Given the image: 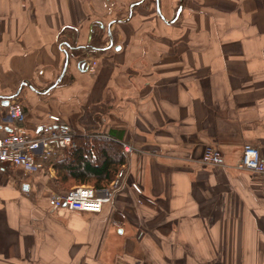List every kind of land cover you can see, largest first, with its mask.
Masks as SVG:
<instances>
[{
  "label": "crops",
  "instance_id": "1",
  "mask_svg": "<svg viewBox=\"0 0 264 264\" xmlns=\"http://www.w3.org/2000/svg\"><path fill=\"white\" fill-rule=\"evenodd\" d=\"M139 1L0 0V95L53 85L62 43L95 46L93 29ZM146 1L156 7L145 0L112 28H127L113 34L120 50L71 51L64 83L15 99L29 134L54 115L74 135L131 147L123 187L101 213L71 212L50 201L61 194L53 168L0 165V264H264V179L236 168L247 144L264 160V0H185L201 7L172 24L155 9L161 29L131 28ZM177 2L160 0L166 20ZM95 106L98 127L86 130L80 118ZM11 127L0 100V136ZM208 146L224 167L201 164Z\"/></svg>",
  "mask_w": 264,
  "mask_h": 264
},
{
  "label": "built area",
  "instance_id": "2",
  "mask_svg": "<svg viewBox=\"0 0 264 264\" xmlns=\"http://www.w3.org/2000/svg\"><path fill=\"white\" fill-rule=\"evenodd\" d=\"M97 61L88 62L86 68L95 72ZM8 118L12 124L8 134L0 136V165L21 169L25 173L36 174L62 156L65 149L73 146V133L63 124L58 116L49 115L48 121L42 124L34 134L26 132V114L24 107L16 100L7 107ZM125 153L131 147L124 145ZM225 156L212 146L205 149L201 164L210 167H224ZM239 171L256 174L264 179V160L257 147L247 144L236 164ZM126 169H122L111 186L98 191L91 186H79L66 194H52L50 201L53 207L67 209L78 213H101L106 204L112 203L113 197L121 190L126 181Z\"/></svg>",
  "mask_w": 264,
  "mask_h": 264
},
{
  "label": "trees",
  "instance_id": "3",
  "mask_svg": "<svg viewBox=\"0 0 264 264\" xmlns=\"http://www.w3.org/2000/svg\"><path fill=\"white\" fill-rule=\"evenodd\" d=\"M74 37L76 40V33ZM92 40L101 41L96 29H93ZM94 45L96 46V43ZM100 45L97 44L98 47H102ZM76 54L73 53L75 56ZM64 82L65 80L62 81ZM101 108V106L92 107L80 118V124L86 130L97 129V121L94 117L103 111ZM73 142V146L65 149L62 156L52 163L56 175L55 184L61 189L60 192L66 194L74 186H92L98 191L108 189L127 163L124 146L96 133L73 134Z\"/></svg>",
  "mask_w": 264,
  "mask_h": 264
},
{
  "label": "water",
  "instance_id": "4",
  "mask_svg": "<svg viewBox=\"0 0 264 264\" xmlns=\"http://www.w3.org/2000/svg\"><path fill=\"white\" fill-rule=\"evenodd\" d=\"M155 1H156L157 14L167 24L175 23L178 20L179 16L181 15V13L183 12V9L185 7V0H180L179 7L177 9V12H176L174 18L171 21H168L164 18L163 14L161 12L160 0H155ZM144 2H145V0H140L139 2L133 3L130 6L129 15L126 19L112 21L111 23L108 24L107 27H105L103 24L100 25V27L102 29H106V31H107V36H108V40H109L107 46L96 47V46L91 45V43L89 42V44L86 46L74 47V46L70 45V43H62L61 46L65 48L64 53L66 55V60H65V65H64V68L62 70V73L60 74V76L56 80V82L44 90H38L28 82L22 83L20 85L19 89L13 95H9V96L0 95V100L2 101L3 106L8 107L11 101L17 99L20 96L21 91L25 86L29 87L32 91H34L35 93H37L38 95H41V96H45V95L49 94L51 91H53L55 88H57L62 83L65 76L67 75L68 67L70 64V52L71 51L83 50V51L88 52V53H102V52H106L109 49H112L113 47L116 50H120V47H117V46L115 47V41H114V37L112 34V28L116 24H123V23L129 22L133 16L134 9L138 6H140L141 4H143ZM90 39H91V35H90ZM84 64H85V62H84Z\"/></svg>",
  "mask_w": 264,
  "mask_h": 264
},
{
  "label": "rangeland",
  "instance_id": "5",
  "mask_svg": "<svg viewBox=\"0 0 264 264\" xmlns=\"http://www.w3.org/2000/svg\"><path fill=\"white\" fill-rule=\"evenodd\" d=\"M179 1L180 0H178V2H177V6H175V7H173V9H174V13L176 12V10L178 9V5H179ZM212 2V1H211ZM146 3H147V1H146ZM200 4V2L198 3V5H193L191 8H189L188 6H187V4H186V7L187 8H189L190 10H193L194 12H195V10L196 9H198V8H200L201 6L199 5ZM213 4H215V5H217V2H213ZM225 4V3H224ZM146 5H149V6H147L150 10H147V11H144V9L143 8H140L138 11H139V15L137 16V19L134 21V23H133V25L131 26V28H133V29H138L139 27H141V24H143V23H147V24H149V25H152L151 27L153 28V29H155V30H157V29H161L162 28V21L160 20V18L158 17V15L156 14V12H155V9H156V7H155V5H152L151 4V2H148ZM190 5H191V3H190ZM235 7V4H233V5H231V8L232 7ZM146 7V8H147ZM185 7V8H186ZM225 7H227V6H225ZM215 8H218V6H216ZM123 11V13H122V15H121V19H126L127 17H128V11H129V9H127V8H125V9H123L122 10ZM118 12H120V11H118ZM144 13H147V14H151L152 16H148V15H146V14H144ZM127 16V17H126ZM145 17H149V18H145ZM107 24H108V21L105 23V25L107 26ZM97 29H96V31L100 34V36H101V41H97V42H95V41H93L92 40V43H96V45L98 44H101L100 46H103V47H105V46H107L108 45V36H107V33H106V29H102V31H101V29H99L98 27H96ZM122 29H127L126 27H124V26H116V30H114L113 29V34H114V36H116V34H117V32L118 31H120V30H122ZM117 31V32H116ZM99 42V43H98ZM115 42H116V40H115ZM118 42V41H117ZM116 42V43H117ZM112 49H114V47L112 48ZM82 52V53H81ZM89 53L88 52H85V51H83V50H81V51H79V52H77V54H76V59H79V60H83L84 58L85 59H87L86 57V55H88ZM75 56V55H74ZM97 61V60H96ZM14 93V92H13ZM77 187H79V186H77ZM77 187H75V188H77ZM74 189V188H73ZM72 189V190H73ZM61 193V192H60ZM58 194H59V192H58ZM62 194V193H61Z\"/></svg>",
  "mask_w": 264,
  "mask_h": 264
}]
</instances>
